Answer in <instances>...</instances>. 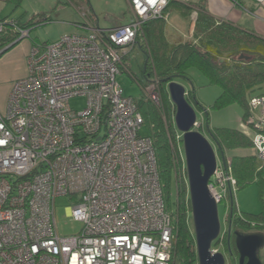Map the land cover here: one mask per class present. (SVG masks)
<instances>
[{
	"label": "built area",
	"instance_id": "2783aa9c",
	"mask_svg": "<svg viewBox=\"0 0 264 264\" xmlns=\"http://www.w3.org/2000/svg\"><path fill=\"white\" fill-rule=\"evenodd\" d=\"M127 1L129 23L35 45L28 74L13 83L0 112V264L172 261L177 215L166 205L153 140L141 135L144 115L117 77L127 68L125 57L142 45L144 25L167 19L173 0ZM255 1L264 7V0ZM8 23L19 38L30 36L29 28ZM78 96L87 98L79 111L70 104ZM151 96L159 102V92ZM244 122L264 161V95L251 98ZM201 126L198 119L196 129ZM209 189L225 203V217L238 208L230 161L218 159ZM59 196L73 199L68 215L83 224L79 232L60 233Z\"/></svg>",
	"mask_w": 264,
	"mask_h": 264
},
{
	"label": "trees",
	"instance_id": "16d2710c",
	"mask_svg": "<svg viewBox=\"0 0 264 264\" xmlns=\"http://www.w3.org/2000/svg\"><path fill=\"white\" fill-rule=\"evenodd\" d=\"M175 3L173 0L170 6H174ZM176 6L188 8L191 5L178 3ZM197 7L193 39L190 41L172 43L167 40L164 31L165 18L151 20L143 29L142 38L147 40L149 47L143 72L147 79L155 76L160 81L165 117L148 100L139 102L138 106L144 115L145 125L147 124L151 130L149 136L156 150L163 192L164 187L169 186L168 183L172 180V173L174 175L178 173V167L183 161L177 142L179 133L174 124L175 117L173 118L174 112L176 114V106L171 101L166 85L178 79L186 80L193 85V79L189 75L191 68H196L204 74L208 84L221 88V93L213 103L212 109H223L232 104H239L244 110L241 128L212 129L207 126L206 132L221 146L225 160L228 162L226 158L228 149L255 148V131L246 126L244 121L250 113L251 98L264 95V38L234 23L217 20L204 4H199ZM80 8L82 15L85 13L83 17L86 20L88 11L83 7ZM9 21L10 19H0V22L4 23L3 31L0 32V50L11 43H15L14 46L19 42V31L8 23ZM14 21L18 26L29 29L38 23L34 22L33 17L25 24L20 20ZM187 96L189 100L194 99L199 105L194 89L188 91ZM172 108L174 112L171 114ZM198 130L205 134L202 126ZM255 157L254 155L234 156L231 159L232 172L238 181V186L253 174L260 175L264 171V167L258 170ZM184 190L185 185L184 188L179 190L178 187L177 190L178 207L174 220L177 235L170 264H197L198 261L195 237L188 222L187 204L191 207V202L190 197L184 195ZM236 221L240 227L245 223L243 217H237ZM262 227L263 225H260L259 229Z\"/></svg>",
	"mask_w": 264,
	"mask_h": 264
},
{
	"label": "rangeland",
	"instance_id": "374dc122",
	"mask_svg": "<svg viewBox=\"0 0 264 264\" xmlns=\"http://www.w3.org/2000/svg\"><path fill=\"white\" fill-rule=\"evenodd\" d=\"M89 7L88 12L89 21L98 23L101 28H110L112 26L127 24L131 21V11L127 0H84ZM189 6L194 0H183ZM80 4L69 2V0H0V19L20 20L27 22L30 18H34V22H38L32 29V33L27 38H30L35 44L41 46L48 42H53L62 37L64 34H83L81 23H85L84 17L78 12ZM191 7V8H190ZM180 8L178 6H167L164 11L169 14L164 25L165 36L167 40L172 43L186 42L193 39L194 22L197 17L193 7ZM190 8V9H189ZM41 13L38 16L36 14ZM114 26V27H115ZM144 43V44H143ZM149 52L148 42L142 38V45H137L125 57V67H122L121 73L117 77V81L123 88L124 96L134 98L138 103L143 100H148L159 109L161 115L164 116L163 98L161 84L156 80L155 76L147 79L144 75V63L147 59L146 52ZM189 75L192 77L194 84H190L186 80L178 79L176 81L182 83L187 91L194 89L196 100L190 99V102L195 106L197 117L202 122L205 134L207 126L210 128H234L238 129L243 126L242 116L243 108L239 104H232L223 109H212V105L221 93V88L217 85L208 84V80L196 68L189 70ZM150 85L154 86L149 87ZM149 87V90H148ZM168 90V84L166 85ZM159 92L160 100L156 102L152 99V92ZM189 98V97H188ZM70 104L74 110H82L86 107L87 98L85 96L74 97L70 100ZM174 108L171 110V114ZM208 113V115H207ZM175 117V112L173 118ZM208 122V124H207ZM176 126V123L174 121ZM179 133L177 142L182 150L183 157H181L182 165L178 167L177 176L172 173L171 181L164 187V194L166 205L169 211L177 213L178 207V187L179 190L184 188V195H188L189 186L186 181L187 172L183 168L185 163L184 144L179 138L182 132L176 127ZM151 130L146 124L141 130V135H150ZM216 146V144L214 143ZM238 149V148H237ZM217 150V149H216ZM243 152V149H232L227 151L226 156ZM218 157L219 151H217ZM165 184V182H163ZM182 194V193H181ZM237 202L240 206L243 220L245 222H256L263 225L264 229V172L260 175L253 174L248 179L243 180L239 184L237 190ZM74 205V201L70 196H59L56 198V218L58 228L61 234L68 235L79 232L83 224L74 221L68 215L69 207ZM188 222L190 229L195 237V230L192 217V208L187 204ZM219 215L222 223L221 235L223 231L229 228V219L225 217V203L219 204ZM221 235L220 240L221 242ZM176 243V240H175ZM175 247V245H174ZM221 246L213 243V249L219 250ZM223 247V246H222ZM260 257L264 264V248L260 250ZM197 264L199 262L197 261Z\"/></svg>",
	"mask_w": 264,
	"mask_h": 264
},
{
	"label": "water",
	"instance_id": "95a60500",
	"mask_svg": "<svg viewBox=\"0 0 264 264\" xmlns=\"http://www.w3.org/2000/svg\"><path fill=\"white\" fill-rule=\"evenodd\" d=\"M13 44L15 43L0 50V55ZM242 57L247 58V56ZM168 92L176 106V127L182 132L198 262L226 264L224 252L213 249V243L217 244L220 240L222 223L219 204L209 189V182L218 166L217 151L222 160H225V156L212 135L208 137L196 129L197 111L188 99L187 88L182 83L172 80L168 83ZM235 242L240 253V264H263L259 253L264 247V232L237 231ZM246 258L247 262H245Z\"/></svg>",
	"mask_w": 264,
	"mask_h": 264
},
{
	"label": "crops",
	"instance_id": "0c3cea01",
	"mask_svg": "<svg viewBox=\"0 0 264 264\" xmlns=\"http://www.w3.org/2000/svg\"><path fill=\"white\" fill-rule=\"evenodd\" d=\"M69 2L81 5L78 7V12L81 13V15L82 12L80 7H83L84 10L90 12L89 7L84 0H69ZM174 2H176L174 6L178 3L186 4L183 0H174ZM199 4H204L208 11L214 15L217 20L234 23L240 28L253 32L264 38V7L258 5L255 0H194L191 4L194 8L193 11L196 12ZM31 19L32 18L27 22ZM85 21V23H81V25H85L81 26L83 34L89 33L93 28L99 26V24L95 23L93 20L88 22L86 19ZM27 22L23 23L25 24ZM114 26L110 28H113ZM32 29H30V33H32ZM35 45L37 44H35L30 38L21 39L16 45L0 57V112L4 113L7 110V103L13 83L28 74V61L31 50ZM234 149H243V152H235V154H232L231 156H226L228 161L231 162V159L234 156L254 155L256 156L255 159L258 170H261L264 167V161L260 158L254 147ZM229 150L232 149L226 150V153Z\"/></svg>",
	"mask_w": 264,
	"mask_h": 264
},
{
	"label": "flooded vegetation",
	"instance_id": "af4514ba",
	"mask_svg": "<svg viewBox=\"0 0 264 264\" xmlns=\"http://www.w3.org/2000/svg\"><path fill=\"white\" fill-rule=\"evenodd\" d=\"M169 83V82H168ZM203 127V126H202ZM237 217H243L241 209L238 205V208H233L229 215V228L227 231H223L221 235V242L218 243L220 249L224 252L226 256V264H240V253L236 247V232H253V231H261L264 232V229H259L260 225L256 222H245L242 227L237 225ZM223 246V247H222ZM264 248V247H263ZM262 248V249H263ZM247 258L245 262H247ZM263 262V261H262Z\"/></svg>",
	"mask_w": 264,
	"mask_h": 264
},
{
	"label": "clouds",
	"instance_id": "9594fccd",
	"mask_svg": "<svg viewBox=\"0 0 264 264\" xmlns=\"http://www.w3.org/2000/svg\"><path fill=\"white\" fill-rule=\"evenodd\" d=\"M220 154V153H219ZM185 158V157H184ZM221 158V156L218 157V159ZM222 159V158H221Z\"/></svg>",
	"mask_w": 264,
	"mask_h": 264
}]
</instances>
